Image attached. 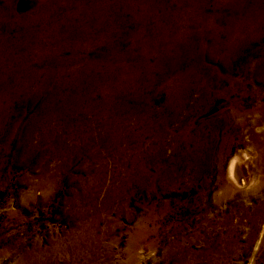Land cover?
<instances>
[{
	"label": "rangeland",
	"instance_id": "obj_1",
	"mask_svg": "<svg viewBox=\"0 0 264 264\" xmlns=\"http://www.w3.org/2000/svg\"><path fill=\"white\" fill-rule=\"evenodd\" d=\"M90 1L76 0L74 3L84 10L87 8H82L83 6L93 4ZM117 1L120 8L127 2ZM134 1V4L143 2ZM214 3V0H209L206 9L208 13L215 12ZM14 6L13 11L18 15H28L35 9L36 0H16ZM115 11L117 10L113 9L112 12ZM225 12L226 10H222L220 13ZM117 15L118 13L116 16L102 15L100 20L104 25H110V30L116 33L124 32L126 28L129 30L131 26L124 24V21H121L122 26L119 25ZM125 16L128 17L124 13ZM93 17L87 20L92 21ZM3 28H0V53L1 47L9 50L17 40L20 42L26 38L18 36L16 27H11L9 31ZM218 38L222 40L223 36L219 35ZM124 42L118 49L119 55H123L126 47L130 45L129 42ZM11 48L6 52H10L14 59L23 55L19 48L15 51ZM96 49L103 47L100 44ZM139 51V46L135 47L134 54L137 58L147 55V61L153 62L148 51ZM89 56L92 57L93 52ZM195 56L196 61L207 68L220 67L218 57L208 60L207 55L201 51H195ZM29 64L31 66L26 68L30 72L36 69L41 73L50 72L49 64L35 63L32 57ZM123 64L127 72L123 76H127L130 68L137 66L133 59L124 60ZM139 64L141 63L138 62ZM70 65L64 71H59L64 81L70 77L71 70L74 71ZM9 70L15 74L8 81L19 82L22 77L26 78L20 65L11 64ZM92 71L86 74L83 82L93 80L95 84L102 86L100 88H108L109 80L112 81L111 87L121 88L126 84L123 76L122 80L117 76L112 80L102 77L100 71ZM57 72H54L53 79L57 80ZM38 76L41 84L40 81L45 77L42 74ZM233 76L236 77V74ZM56 80L50 82L46 87L47 93L44 92L42 97L54 85H58ZM92 86L94 87H91L90 93L94 94L89 99L94 107L96 103L99 107L105 99L103 93H97V87L94 84ZM33 87L35 86L31 84L28 90L32 91ZM64 88L60 90L61 95L70 94L72 98L67 102L63 99L51 101L47 107L48 112L46 111L51 114L50 118L44 117L46 113L38 111L42 105L41 96L37 101H25V105L15 104L11 117V120L18 123L17 135L25 133L31 127L29 130L32 132V147L40 142L38 131L42 128L50 136L47 139L59 140L62 145L61 154L52 152L51 146L43 143L25 161L24 153L21 154L13 146L14 137L12 136V141L6 148L2 143L8 134L0 135V264H32L26 260L32 253L39 260L33 264H264V157L259 153L264 146V121L261 128L254 132L252 130L251 133L247 131V127L239 128L235 122L222 123L215 133L202 127V137L198 139L210 140V154L205 172L196 177L193 184L185 174L177 182L175 189L161 194H158V188L150 194L138 189L131 192L133 187L125 184L130 154V145L126 146L125 140L129 132H140L141 126L132 120L125 121L120 130L122 135L119 133L117 142L111 134L106 136L108 141L103 137L105 132L94 112H81L84 104L89 102L78 103L77 100L81 99L78 86L72 84L71 87L70 83L68 88ZM115 95L113 105L116 101L118 105L123 94L120 98L119 93ZM232 95L237 98L239 94ZM162 100L161 97L155 106H160ZM250 100L254 104L256 96L253 93L250 94ZM225 104V100L220 98L218 106L224 107ZM73 105L77 106L76 109L79 108L77 112L72 111ZM216 111L217 108H214L211 111L195 113L191 118L192 125L199 126L200 121H207ZM124 116L122 114L121 118ZM249 120L246 117L248 123ZM114 136L117 137L115 133ZM251 136H256V140L253 141ZM143 138L148 140L146 136ZM170 143L171 137L165 138L162 150L164 161L172 155ZM186 148L193 150L192 142ZM238 155L245 157L241 159L239 166L242 167L241 172H244L242 175L248 174L250 185L242 193H226L222 188L221 173L226 171L229 160ZM16 156L22 158L21 161ZM158 161L151 166L149 173L161 169ZM217 162L220 163L221 172L217 168ZM257 212L259 213L256 214ZM75 241L79 243L75 244ZM60 249H63L61 254Z\"/></svg>",
	"mask_w": 264,
	"mask_h": 264
},
{
	"label": "bare ground",
	"instance_id": "obj_2",
	"mask_svg": "<svg viewBox=\"0 0 264 264\" xmlns=\"http://www.w3.org/2000/svg\"><path fill=\"white\" fill-rule=\"evenodd\" d=\"M133 1H124L123 8H120L117 0H91L93 4L83 6L82 8L87 9L81 10L80 6L77 7L78 4L75 5L71 0H36L35 9L28 15L20 16L13 11L16 0H0V28L4 27L9 31L11 27H16L18 36L26 37L20 41L21 43L19 40L15 44L12 42L14 45L11 44L12 48L10 47L13 51L20 49L23 54L21 58L18 57L20 59H14L10 52H6L10 51V48L5 50V47L4 49L1 47L0 135L8 134L2 143L6 148L9 147L12 136L14 137L13 146L19 149L21 154L24 153L25 161L31 158L43 143H48L52 152L61 154L62 145L59 140L47 139L50 136H47V132L42 128L38 131L40 142L32 147L30 144L32 132L29 130L31 127L25 133L17 135L18 123L11 120V117L15 104L39 100L47 91L46 87L51 84L50 82L56 80L53 79L54 72L64 71L63 69L71 64L74 71L71 70L66 81L62 79L64 77H61L60 72H57L58 85H54L52 90H48V94L42 97L39 113H46L44 117L50 118L51 114L47 113V107L51 101L57 99L70 101L72 98L70 94L60 93L62 87L68 88L70 83L71 87L72 84L78 86L77 90L81 97L77 100L78 103L80 101L82 104L83 101L91 103L89 98L94 94L90 93L94 84L98 89L97 93H103L105 102L103 105L99 104L101 109L97 103L95 107L92 103L90 105L85 103L86 105L80 108L81 112L83 114L94 112L96 120L101 123V129L105 132L103 137L106 140L112 135L117 142L122 123L125 121L132 120L141 126L140 132L126 133L125 142L126 146L130 145V149L128 148L130 154L125 184L133 187L131 192L138 189L150 194L158 188L160 190L158 194H161L175 189V185L185 174L193 184L194 179L205 172L210 154L208 153L210 140L198 139L202 127L209 128L211 133H215L216 128L222 123L235 122L239 128L247 127V131L251 133L263 125L264 0H214L216 3L213 13L206 11L209 0H143L139 4H134ZM113 9L117 11L114 13ZM222 10L226 12L220 13ZM123 12L128 16H125L126 19ZM117 13L116 18L120 21H116L120 26L123 24L121 21L129 24L131 26L129 30L126 28L124 32L116 33L110 30V25L106 26L100 20L103 16H116ZM92 17V21L87 20ZM219 35L223 36L222 40H219ZM27 40L30 42H26ZM124 41L130 45L126 47L123 55H119L118 49L123 46ZM100 44L103 49H96ZM137 46L141 50L139 53L149 52L152 63L147 61L149 59L147 55L143 54L144 56L137 58L134 54ZM195 51L204 52L208 60L218 57L220 67L207 68L198 63ZM90 52H93L94 57L89 56ZM31 57L35 63L49 64L50 72L41 73L37 69L30 72L26 67L30 65ZM127 59H133L137 66L130 68L127 76H123L127 73L123 61ZM138 62L141 64L138 65ZM11 64L20 65L26 78L22 77L19 82L8 81V78L15 74L9 70ZM233 65L235 68H232ZM90 70L100 71L102 77L112 80L116 76L122 80L123 76L126 78V84L121 88L111 87L112 81L108 79V88H100L102 86L95 84L93 80L83 82ZM38 74L45 77L40 81L41 84L37 79ZM31 84L35 87L29 91ZM115 93H119V98L123 94L118 105L117 101L113 105ZM234 93L239 94L237 98L232 95ZM252 93L256 96L254 104H251L250 100ZM161 97L163 103L155 106ZM220 98L226 102L224 107L218 106ZM76 107L71 106L73 112L79 109ZM214 108H217V111L213 117L207 121H200L199 126L192 125L191 118L196 115L195 113L211 111ZM109 110L114 112L110 113ZM117 111L125 116L121 118L122 114ZM246 117L250 118L249 123ZM145 136L148 140L143 138ZM168 137H171L172 155L164 161L162 150L164 140ZM251 139L255 141L256 136ZM81 140L84 139L81 137ZM189 142H192L193 150L186 148ZM259 153L263 158L264 146ZM244 158L239 155L232 157L226 171L221 173L224 192L242 193L246 190L244 188L250 185L248 174L246 175L248 178L242 175L244 172H241L242 167L239 166V162ZM16 159L21 161L22 158L16 156ZM157 160L161 169L149 173V169L153 164H157ZM217 168L221 172L219 162ZM78 243L75 241V244ZM62 250H59L60 254ZM30 255L26 260L32 264L39 261L38 256L33 253Z\"/></svg>",
	"mask_w": 264,
	"mask_h": 264
}]
</instances>
